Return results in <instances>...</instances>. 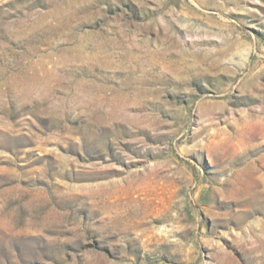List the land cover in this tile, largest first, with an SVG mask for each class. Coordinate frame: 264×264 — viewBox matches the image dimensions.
Here are the masks:
<instances>
[{
    "label": "rangeland",
    "instance_id": "obj_1",
    "mask_svg": "<svg viewBox=\"0 0 264 264\" xmlns=\"http://www.w3.org/2000/svg\"><path fill=\"white\" fill-rule=\"evenodd\" d=\"M0 264H264V0H0Z\"/></svg>",
    "mask_w": 264,
    "mask_h": 264
}]
</instances>
